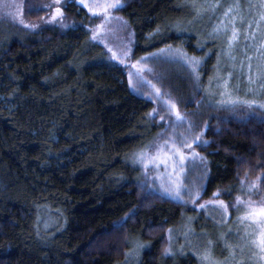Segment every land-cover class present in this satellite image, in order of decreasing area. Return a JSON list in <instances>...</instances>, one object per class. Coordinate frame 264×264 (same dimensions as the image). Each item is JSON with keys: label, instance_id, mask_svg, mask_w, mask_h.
<instances>
[{"label": "rangeland", "instance_id": "obj_1", "mask_svg": "<svg viewBox=\"0 0 264 264\" xmlns=\"http://www.w3.org/2000/svg\"><path fill=\"white\" fill-rule=\"evenodd\" d=\"M27 1L0 0V21L74 31L75 3L89 23L82 44L0 98V226L20 247L0 242V258L78 264L106 246L113 260L98 264H264L236 204L264 205V162L208 137L240 112L264 120V0H188L155 29L125 19L126 0ZM150 192L174 213L132 205ZM35 199L15 213L1 203ZM98 199L123 206L110 215Z\"/></svg>", "mask_w": 264, "mask_h": 264}, {"label": "trees", "instance_id": "obj_2", "mask_svg": "<svg viewBox=\"0 0 264 264\" xmlns=\"http://www.w3.org/2000/svg\"><path fill=\"white\" fill-rule=\"evenodd\" d=\"M187 1L126 0L125 6L121 9L120 13L128 21L137 22L148 29H155L169 16L184 10ZM31 2L32 0L27 1L29 9ZM67 14L80 25L74 31L64 30L59 27H47L30 33L23 30L17 31L12 24L0 21V98L9 95L10 89L18 81L25 80L28 76L36 75L42 71L49 61L54 59L51 55L60 57L84 42V25L89 23L86 11L75 3H72ZM223 22L229 28L234 26V21L230 18H224ZM58 100L61 101V99ZM136 129L137 134L140 136L148 132L145 127H138ZM208 137L211 140L210 148L218 150L227 148L232 152L240 154L245 150L251 149L264 162V120L255 115L240 112L238 118L214 121L209 128ZM69 197L75 201L78 200L77 196L69 195ZM36 200L21 202L10 200L9 202L1 201V203L5 209L15 213L18 210L27 209ZM97 201L102 205L100 207L104 206V212H110V215L115 213L118 207L123 206L122 204L117 205L113 201L109 203L106 199H98ZM162 201L161 195L150 192L143 195L139 200L135 199L132 205L137 206L139 202H143L145 210L149 212L160 214L166 212L170 214L174 213L172 209L168 210L170 208L166 207L167 203ZM116 219L118 220V218ZM0 242H2L4 248L7 247L10 250L19 247V236L12 228L9 229L7 223L0 226ZM91 244L92 241L89 243V246ZM110 252L109 247L98 248L94 259L88 261L83 259V262L79 260L80 263L78 264H98L100 263L99 260L102 262L113 260ZM77 260L78 256L73 257L68 264H76ZM0 264H19V262L0 258Z\"/></svg>", "mask_w": 264, "mask_h": 264}, {"label": "snow or ice", "instance_id": "obj_3", "mask_svg": "<svg viewBox=\"0 0 264 264\" xmlns=\"http://www.w3.org/2000/svg\"><path fill=\"white\" fill-rule=\"evenodd\" d=\"M81 2H83V0H81ZM119 5V0H115V3H111V4H107L105 7H112L115 8ZM88 6V5H85ZM57 13H60V9L57 8ZM107 14V13H105ZM21 23H23V20L20 21ZM33 27H35V25H33ZM233 39H235V32L233 33ZM231 46V45H230ZM125 55H127V52L124 53ZM193 63V71H195V64L197 63L195 61V58H193V60L191 61ZM227 83V82H225ZM159 91V90H157ZM244 103L249 104V106H251V103L253 102H249V101H244ZM173 108H175V105H172ZM261 108H264V104L260 105ZM177 117L179 118V113H177ZM196 139H199V137H196ZM187 147H191V145H186ZM177 154L179 155L180 161L183 162L184 161V154L182 152L179 151V149H177ZM261 178L258 177L257 180H260ZM249 190H251L252 188L256 187V182L254 181L252 184H250L249 186ZM179 193H177L178 195ZM215 195V194H214ZM219 203L221 205H223V201H219ZM236 204L237 205H244V207L247 209V211L245 212V214L243 216L240 217L241 222H243L244 220H248L250 222L253 223V225H255L256 227L254 228V233L256 234V239L253 241L254 244L257 245V247L260 249V253L261 255V259H264V205H260V206H254V202L252 200H241L240 197H237L236 200ZM225 210H227V205H224ZM169 251L166 249V252Z\"/></svg>", "mask_w": 264, "mask_h": 264}]
</instances>
